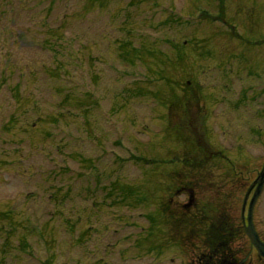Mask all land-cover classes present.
Segmentation results:
<instances>
[{
    "label": "rangeland",
    "instance_id": "374dc122",
    "mask_svg": "<svg viewBox=\"0 0 264 264\" xmlns=\"http://www.w3.org/2000/svg\"><path fill=\"white\" fill-rule=\"evenodd\" d=\"M216 1L0 0V264L196 260L156 209L165 181L242 187L264 163L259 0L222 1L242 38ZM253 221L264 239V188Z\"/></svg>",
    "mask_w": 264,
    "mask_h": 264
},
{
    "label": "flooded vegetation",
    "instance_id": "af4514ba",
    "mask_svg": "<svg viewBox=\"0 0 264 264\" xmlns=\"http://www.w3.org/2000/svg\"><path fill=\"white\" fill-rule=\"evenodd\" d=\"M222 1L223 0L216 1L218 13L212 17V19L223 24L224 26H227L230 33L236 35V37L242 38V36L236 32V26H234V28L231 27V25H227V21L223 19L225 14L222 13ZM245 18L248 22L247 30L250 33H256V41L258 43H263L264 0H259L257 4L251 3L250 12L245 13ZM220 32L221 30L219 33ZM223 38H225V35H223ZM205 53L223 55L234 54V52L230 49L228 50V47L226 46H222V50L218 51L217 53L204 51L199 53V55L202 57ZM191 82L187 81L186 84L188 86L190 85V88H188V91L185 90L189 95V99L191 100L190 102H193L195 106L197 103H204L203 99L201 100L199 97L193 96V94L197 93L200 87L197 84H193L196 89H194V87L192 88ZM192 107L194 106L192 105ZM203 108L205 109L206 114V106L203 105ZM199 113L201 114L203 111L201 112V110H199ZM184 116L187 117V119H185L186 122L184 126L190 130V133L192 132L196 134L198 131L195 126V112L192 110L191 112H188V115L186 114ZM201 144H203L205 147H203ZM207 147V144L198 141V145L195 146L194 152L198 157H200V153L204 155L203 150H205ZM218 152L219 151L215 152L211 150L210 156L213 157V155ZM205 166H207L205 168L208 170L209 165L206 164ZM252 182L249 184L244 182L241 185L242 187L232 182L230 187L226 182H223V184L220 185L219 183L221 182L212 184L201 178L185 180V182H181L179 184L174 183L173 181H165L163 184L162 196L160 195L158 198L156 209L159 211V213H168V215L170 214L171 218H173L172 220L174 222L172 225L173 227H171L172 233L170 236L177 237V239H179L182 244L180 249L181 252L186 249L185 246H187V244L190 242L191 249H193V251L196 253V260H192L194 262H192V264H254L255 262L253 260L256 258L262 261L260 257H256V252L249 242H247V244L242 247L236 246L238 238L244 237L247 239L244 228L246 224L248 205L255 191V188L249 190ZM225 188L230 190L227 191ZM177 192H180V195L184 197L183 202L174 200L175 194ZM198 192L202 193L201 201L197 199ZM247 192L248 195L246 204L243 209V201ZM206 195L212 197L214 202H208L209 200L206 199ZM255 207L256 204L252 210V218L254 216ZM235 210H237L239 217L236 222L233 220V212ZM176 211L179 213L181 212L182 215L180 221H178L179 224L177 227L174 224L176 221L174 215H177ZM182 220H184V222L188 223L190 226L185 225ZM192 224L197 226H191ZM175 230H179L182 233L178 231L176 234ZM258 235L262 240H264L260 232H258Z\"/></svg>",
    "mask_w": 264,
    "mask_h": 264
},
{
    "label": "water",
    "instance_id": "95a60500",
    "mask_svg": "<svg viewBox=\"0 0 264 264\" xmlns=\"http://www.w3.org/2000/svg\"><path fill=\"white\" fill-rule=\"evenodd\" d=\"M263 184H264V163L260 172L257 174L255 181L251 185V188L255 187L256 189L248 207L247 225L245 227V233L250 243L255 248L257 254L264 259V243L259 239V236L257 235L254 229L252 223V217H251L253 205L261 191V188L263 187Z\"/></svg>",
    "mask_w": 264,
    "mask_h": 264
}]
</instances>
